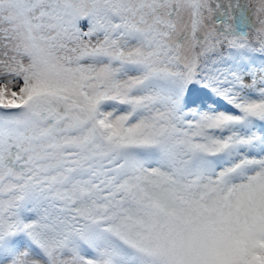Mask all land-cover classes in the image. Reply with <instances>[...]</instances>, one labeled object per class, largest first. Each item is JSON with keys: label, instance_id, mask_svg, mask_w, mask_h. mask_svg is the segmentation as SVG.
Listing matches in <instances>:
<instances>
[{"label": "snow or ice", "instance_id": "1", "mask_svg": "<svg viewBox=\"0 0 264 264\" xmlns=\"http://www.w3.org/2000/svg\"><path fill=\"white\" fill-rule=\"evenodd\" d=\"M0 264H264V0H0Z\"/></svg>", "mask_w": 264, "mask_h": 264}]
</instances>
